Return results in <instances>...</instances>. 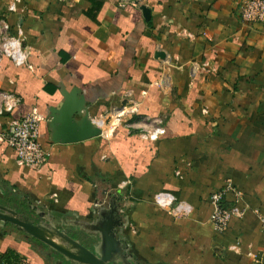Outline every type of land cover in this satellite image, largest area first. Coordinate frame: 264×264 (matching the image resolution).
Returning a JSON list of instances; mask_svg holds the SVG:
<instances>
[{
    "label": "crops",
    "instance_id": "crops-1",
    "mask_svg": "<svg viewBox=\"0 0 264 264\" xmlns=\"http://www.w3.org/2000/svg\"><path fill=\"white\" fill-rule=\"evenodd\" d=\"M243 2L0 0V91L21 100L11 117L38 111L50 151L36 170L0 143V213L28 217L56 244L54 230L89 249L109 232L117 258L133 264H264V25L241 20ZM7 37L21 42L27 66L3 55ZM81 98L91 119L137 105L124 121L134 130L53 142L52 113ZM155 126L165 134L151 140ZM226 187L225 207L238 214L219 233L211 196ZM160 192L190 214L157 206ZM56 258L64 259L0 219V264Z\"/></svg>",
    "mask_w": 264,
    "mask_h": 264
},
{
    "label": "built area",
    "instance_id": "built-area-1",
    "mask_svg": "<svg viewBox=\"0 0 264 264\" xmlns=\"http://www.w3.org/2000/svg\"><path fill=\"white\" fill-rule=\"evenodd\" d=\"M9 10L15 11L16 6L11 5ZM239 13L241 20L246 24L264 25V0H244L239 6ZM1 51L16 66H27V56L18 39L7 37L1 45ZM20 103L21 100L16 95L0 91V143L15 152L18 165L39 170L45 167L50 158V151L44 148L39 139L43 118L36 109L19 119L11 117L10 115ZM3 113H7V116H4ZM137 115L138 106L130 104L111 108L103 116L92 119V123L101 131V136L105 134L112 136L121 127L132 132L134 125H124V121L128 117L132 119ZM156 123L157 121L151 122L152 125ZM164 134V128L155 126L152 131L147 133V136L151 140H157ZM229 190L230 188L226 187L211 196V223L219 233L224 232L231 219L238 214L236 209L225 207L224 201ZM154 202L160 208L173 212L176 217L187 216L191 212V207L188 204L179 201L170 193H158L154 197ZM259 220L264 236V215H259Z\"/></svg>",
    "mask_w": 264,
    "mask_h": 264
},
{
    "label": "water",
    "instance_id": "water-1",
    "mask_svg": "<svg viewBox=\"0 0 264 264\" xmlns=\"http://www.w3.org/2000/svg\"><path fill=\"white\" fill-rule=\"evenodd\" d=\"M143 16L146 20L150 19V11L146 8H142ZM7 116V113H3ZM82 116V119L77 123L76 118ZM53 128L55 134L53 136V142L62 144H74L84 142L93 138L101 137V131L94 127L92 119L88 110L85 109L84 100L80 101L66 100L59 110L52 113ZM0 213V219L20 226L25 232L31 236L38 238L47 243L51 248L56 250L64 260L69 264H133V262L127 258L118 259V252L121 250L117 247L120 245L113 235L109 232L102 231V243L100 245L88 247L81 244L80 241H76L68 235L67 231L57 233L54 230L57 238L61 243L56 244L50 238H44L43 233H48L52 236V233L47 231L46 228L36 226L29 218L19 219L17 214L13 211L2 209ZM88 244V240L85 244Z\"/></svg>",
    "mask_w": 264,
    "mask_h": 264
},
{
    "label": "flooded vegetation",
    "instance_id": "flooded-vegetation-1",
    "mask_svg": "<svg viewBox=\"0 0 264 264\" xmlns=\"http://www.w3.org/2000/svg\"><path fill=\"white\" fill-rule=\"evenodd\" d=\"M56 260H57V258H56ZM56 260H54L55 262L53 261L52 264H62V262H64L63 264H65V260L64 259H62L63 260L62 262H61V260H57V261Z\"/></svg>",
    "mask_w": 264,
    "mask_h": 264
}]
</instances>
